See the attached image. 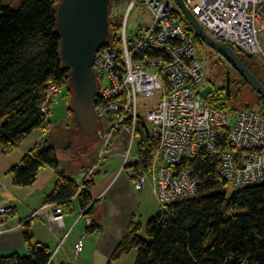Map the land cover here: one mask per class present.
Here are the masks:
<instances>
[{
  "label": "built area",
  "instance_id": "1",
  "mask_svg": "<svg viewBox=\"0 0 264 264\" xmlns=\"http://www.w3.org/2000/svg\"><path fill=\"white\" fill-rule=\"evenodd\" d=\"M137 1L151 11L152 20L130 40L128 15ZM183 1L214 39L264 58V0ZM182 18L175 0H131L126 16L111 19V39L99 49L94 62L99 83L95 110L103 122L100 133L104 129L108 133L103 150L121 127L136 138L139 121L147 126L139 114L138 96L159 93L158 103L147 113L152 124L150 143L155 147L152 165L149 171L137 170L133 184L142 190L149 177L160 212H166L173 201L199 194L200 179L189 160L201 152L219 159L221 176L234 188L264 182V114L254 108L221 110L208 102L200 91L206 73L198 43ZM105 77L109 83L103 87ZM63 92L62 86L51 84L43 111L51 110ZM106 118L115 121L106 125ZM131 152L130 145L125 162ZM136 159L141 161L138 154ZM12 212V207L0 204V223ZM42 212L51 221L63 222L64 210L56 202L45 203L27 221ZM86 225H92L91 218ZM84 245L80 238L74 245L75 255Z\"/></svg>",
  "mask_w": 264,
  "mask_h": 264
},
{
  "label": "trees",
  "instance_id": "2",
  "mask_svg": "<svg viewBox=\"0 0 264 264\" xmlns=\"http://www.w3.org/2000/svg\"><path fill=\"white\" fill-rule=\"evenodd\" d=\"M59 1L20 0L11 5L0 0V145L3 153L11 152L33 130L48 127L50 119L43 111V104L51 84H58L64 92L72 94L69 72L60 59V36L56 33ZM182 19L197 43L204 44L189 22ZM235 51L241 58L251 56L239 49ZM229 83L205 96L208 102L221 110L249 108L233 105L235 98ZM261 98L263 109L259 110L264 114V98ZM68 111L73 114L70 107ZM136 138L141 161L134 163L135 169L149 171L155 147L142 121ZM189 165L200 179L199 194L171 202L166 212L158 211L146 222L145 236L139 233L138 227L131 230L114 257L136 249L135 264H264V182L229 191V183L220 174L218 158L201 152L189 160ZM44 166H58L52 142L29 151L22 163L11 169L13 183L32 185ZM91 184V180L87 181L79 193L82 209L89 206L85 213L93 206L88 190ZM77 189L73 179L63 178L45 201L56 202L64 212L72 211V198ZM88 228L92 230L95 225L92 223ZM24 235L30 247L28 253L0 254V264H52L49 246L33 242L29 230Z\"/></svg>",
  "mask_w": 264,
  "mask_h": 264
},
{
  "label": "crops",
  "instance_id": "3",
  "mask_svg": "<svg viewBox=\"0 0 264 264\" xmlns=\"http://www.w3.org/2000/svg\"><path fill=\"white\" fill-rule=\"evenodd\" d=\"M49 119L51 125L46 132L33 130L11 152L3 153L0 145V203L12 207L14 211L0 226V254L28 253L30 247L24 234L29 230L33 242L49 246L52 264H135L136 249L119 258H115L114 254L131 230L138 227L139 233H144L146 222L158 213V201L151 180L142 190L134 187L133 179L137 171L129 160L125 162L128 130H122L110 140L105 150L103 145L102 154L94 156L87 164L81 136L76 142L67 138L60 144L54 133L51 134L55 122L65 120L67 125L73 122L74 117L69 111L59 107L52 111ZM58 128L62 130L63 126L58 125ZM45 142H52L57 149V168L44 166L32 185H15L11 169L20 165L29 151L43 146ZM63 145L73 148V157L68 151L60 150ZM97 160L88 189L90 204L93 205L90 212L84 213L77 193L72 198L73 210L64 212L62 223L51 221L43 212L27 221L33 211L45 204V198L58 182L67 178L82 184ZM87 218L92 219L94 229L86 225ZM80 238L84 239V249L75 255L74 245Z\"/></svg>",
  "mask_w": 264,
  "mask_h": 264
},
{
  "label": "water",
  "instance_id": "4",
  "mask_svg": "<svg viewBox=\"0 0 264 264\" xmlns=\"http://www.w3.org/2000/svg\"><path fill=\"white\" fill-rule=\"evenodd\" d=\"M192 29L204 44L225 58L264 98V83L229 44L214 39L183 0H175ZM112 0H60L56 7V33L60 59L69 72L71 106L84 148L100 138L102 120L97 116L99 83L94 69L96 54L111 39Z\"/></svg>",
  "mask_w": 264,
  "mask_h": 264
},
{
  "label": "rangeland",
  "instance_id": "5",
  "mask_svg": "<svg viewBox=\"0 0 264 264\" xmlns=\"http://www.w3.org/2000/svg\"><path fill=\"white\" fill-rule=\"evenodd\" d=\"M20 0H3L4 4H11L14 5L18 3ZM131 0H116L112 4L111 12H110V18L112 20L121 19L124 16H126L128 12V2ZM152 20V14L151 11L144 6L140 1L136 2V6L130 11L128 15V37L131 40L135 34L136 31L140 26L147 25ZM261 41L264 46V36L261 38ZM199 49V56L203 62L206 78L204 82L200 86V91L203 95L207 96L211 92H213L215 89L225 87V85H228V81L230 82L229 86L232 88L233 97L235 98L233 101V105H236L237 107H245L248 106L249 108L254 109H263L262 108V98L260 94L252 87V85L247 82L243 76L220 54L215 52L213 49H211L206 44H198ZM242 59L245 61L249 67L257 74V77H260L261 80L264 82V58L263 56H246L243 55ZM109 83V79L105 77L102 81V86L105 87ZM59 101L57 103L52 104L51 110H47V116L48 118L51 117L52 111H56L57 108H62L63 111L67 112L68 108L71 106V100H72V94H68L66 92H63L62 94L58 95ZM159 99V93H155L152 96H138V102H139V114L148 126V128H151V123L147 119V113L149 110L154 108L156 103H158ZM71 114V117H73V114L69 111ZM64 115V114H62ZM54 119V118H53ZM112 118H106L105 124L109 125L111 122L115 121ZM67 121L62 120L59 122H55V127L51 129V134L54 133L56 138L59 140V143L61 144L64 142L67 138H71L74 142L78 141L80 135L78 128L76 127V124L70 121V125L66 124ZM51 122L48 123V127L46 129L41 130L42 132H46L48 128L50 127ZM58 125L63 126V129L61 130L58 128ZM128 130L126 127H121L112 137L115 138L122 130ZM107 129H104L101 132V138L90 148H86L85 153V162L88 164L92 161V158L95 156L97 157L98 154L101 153V148L103 145H105V141L107 138ZM128 148L131 145V156L129 159V164H133L136 162L137 158V138L132 137L130 131L128 130ZM111 139V140H112ZM109 145V144H108ZM56 148V147H55ZM60 150L63 149L65 152H69L70 155L73 157V148L63 145V147H59ZM104 148V146H103ZM126 151V153H127ZM57 152V149H56ZM103 152V151H102ZM102 154V153H101ZM94 159V158H93ZM86 179V177H85ZM90 181V180H89ZM149 181V177H148ZM85 180L82 184L78 185L77 193L79 194L82 188L85 186ZM234 189L233 186L229 187V191H232ZM76 193V194H77ZM45 203H51V202H45ZM2 206L5 204L0 203ZM14 212V211H13ZM87 214V213H85ZM36 218V217H34ZM0 224H4V222H1ZM141 235H144V233H141ZM145 236V235H144Z\"/></svg>",
  "mask_w": 264,
  "mask_h": 264
},
{
  "label": "flooded vegetation",
  "instance_id": "6",
  "mask_svg": "<svg viewBox=\"0 0 264 264\" xmlns=\"http://www.w3.org/2000/svg\"><path fill=\"white\" fill-rule=\"evenodd\" d=\"M114 1H116V0H112V4L114 3ZM112 7V6H111Z\"/></svg>",
  "mask_w": 264,
  "mask_h": 264
}]
</instances>
